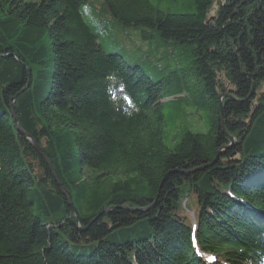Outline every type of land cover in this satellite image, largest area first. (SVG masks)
Returning a JSON list of instances; mask_svg holds the SVG:
<instances>
[{"label":"trees","instance_id":"trees-1","mask_svg":"<svg viewBox=\"0 0 264 264\" xmlns=\"http://www.w3.org/2000/svg\"><path fill=\"white\" fill-rule=\"evenodd\" d=\"M99 1L0 0V264H264V0Z\"/></svg>","mask_w":264,"mask_h":264},{"label":"rangeland","instance_id":"rangeland-1","mask_svg":"<svg viewBox=\"0 0 264 264\" xmlns=\"http://www.w3.org/2000/svg\"><path fill=\"white\" fill-rule=\"evenodd\" d=\"M96 1V0H93ZM101 2V0L99 1ZM99 2L96 4L97 8L99 10H101L102 4H99ZM87 14L86 12H84V17L87 18ZM121 31L120 32H125V39H123L124 37H121V39H118V43L115 41L110 40V36H106L102 39V42L104 43V45L110 46L113 49L116 48H122V50L128 55L129 51L132 48L137 47L138 45H144V46H148V43L146 42V40H143L138 34L137 32H126L128 30L124 29V28H119ZM112 41V42H111ZM106 46V47H107ZM187 206H184L185 210L184 212L188 211V208H186ZM183 212V211H182ZM192 218L193 214H189Z\"/></svg>","mask_w":264,"mask_h":264},{"label":"water","instance_id":"water-1","mask_svg":"<svg viewBox=\"0 0 264 264\" xmlns=\"http://www.w3.org/2000/svg\"><path fill=\"white\" fill-rule=\"evenodd\" d=\"M16 120V119H15ZM16 123H17V120L15 121ZM29 139H30V137L29 136H27ZM32 141V140H31ZM33 142V141H32ZM33 144H34V142H33ZM35 147L37 148V146L35 145ZM39 151H40V149L39 148H37Z\"/></svg>","mask_w":264,"mask_h":264},{"label":"snow or ice","instance_id":"snow-or-ice-1","mask_svg":"<svg viewBox=\"0 0 264 264\" xmlns=\"http://www.w3.org/2000/svg\"><path fill=\"white\" fill-rule=\"evenodd\" d=\"M193 243L195 244V240H193Z\"/></svg>","mask_w":264,"mask_h":264}]
</instances>
